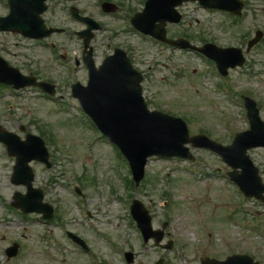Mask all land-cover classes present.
Instances as JSON below:
<instances>
[{"label": "rangeland", "instance_id": "obj_1", "mask_svg": "<svg viewBox=\"0 0 264 264\" xmlns=\"http://www.w3.org/2000/svg\"><path fill=\"white\" fill-rule=\"evenodd\" d=\"M95 1H48L51 8L44 14L46 22L65 28L66 32L53 34L44 40L46 43L36 44L13 33L0 32V54L25 73L33 70L41 80L56 83L58 94L63 95L62 100L57 101L42 96L32 87L21 93L0 89V125L22 137L25 133L20 130V125L28 126L29 131L46 140L53 153L50 168L40 162L32 163L36 174L34 185L45 189L46 201L61 211L62 222L68 223L70 230L88 239L102 259L112 258L114 264L124 263L105 248L100 236L92 232L93 226L103 228L126 249L132 248L135 252L133 264H152L165 252L164 249L154 250L151 241V253L146 254L139 234L126 226L125 219H120L125 206L119 204L118 198L123 197L137 198L147 207L150 205L157 218L165 213L170 231L180 246L179 251L171 252V264H200V256L222 258L233 253H248L264 263V238L248 228L250 224L259 225L261 216L264 221V206L253 198L244 202L236 197L224 175L230 168L216 153L193 149L195 160L152 157L146 166L144 184L135 189L133 185L129 189L123 186L125 178L132 179L128 163L124 159L120 167L109 141L99 139V135H93L95 130L85 126L79 103L71 96V84L78 79L85 83L87 75L81 59L83 43L75 35V31L83 26L70 20L67 5H76L86 14L115 28L118 36L110 48L106 38L109 33L96 32L91 42L96 46L95 53L100 60L103 53L113 52L117 45L131 52L135 65L149 75L144 82V94L151 109L181 115L187 119L192 134L205 130L225 145L247 127L240 116V108L214 87L215 79L198 54L182 49L173 51L127 31L131 29L127 21L104 15L102 8L94 5ZM123 1L127 7L140 9L139 0ZM186 5L187 18L180 26L168 25L169 34L185 36L187 19H192V40L199 45L202 44L200 34L207 39L215 35L222 46L228 43L239 46L243 35L254 36L252 17L234 27L220 13L209 14L203 8H197L194 2ZM6 13V5L0 0V16ZM120 14L123 13L120 11ZM258 22L264 28V13ZM247 58L256 62L258 76L250 80L243 71H233L232 83L235 89L252 90L255 99L264 100V48L255 50ZM262 114L264 118V111ZM249 154L264 177V148H255ZM117 156L120 160L118 152ZM14 164L15 158L0 143V264H88L85 256L72 252L60 231L54 230L56 243L51 247L47 240V223L35 214L22 216L19 209L12 207L15 192L26 193L25 186L11 182ZM83 174L87 182H77ZM74 184L82 189L83 199H76L77 196L70 192ZM83 209L91 215L86 213L83 217ZM157 218L155 226L159 223ZM84 219L93 221V225ZM127 233L130 241L125 242L123 236ZM13 239L20 244L19 254L5 258L2 247L11 246Z\"/></svg>", "mask_w": 264, "mask_h": 264}, {"label": "water", "instance_id": "obj_2", "mask_svg": "<svg viewBox=\"0 0 264 264\" xmlns=\"http://www.w3.org/2000/svg\"><path fill=\"white\" fill-rule=\"evenodd\" d=\"M119 58H111L100 72L92 74L90 86L78 94L75 92V95L81 99L98 126L122 148L131 162L137 182L142 180L146 160L151 155L187 156L188 150L183 145L187 142L196 145V140L204 146L214 145L217 148L218 145L204 137H189L187 126L181 119L161 112H150L141 97L138 74L128 62L124 61L123 64L118 61ZM0 80L15 87L34 82L32 78L28 80L21 76L1 59ZM0 139L5 140L11 154L17 155L14 177L20 175L21 170L29 171L27 163L31 159L46 160L47 152L38 137L28 135L26 141H20L15 135L2 131ZM31 180L30 174L28 185H31ZM22 204L29 207L30 203L23 200ZM233 259L235 257L230 260Z\"/></svg>", "mask_w": 264, "mask_h": 264}, {"label": "flooded vegetation", "instance_id": "obj_3", "mask_svg": "<svg viewBox=\"0 0 264 264\" xmlns=\"http://www.w3.org/2000/svg\"><path fill=\"white\" fill-rule=\"evenodd\" d=\"M243 2H244V6L246 7V9L247 8L250 10L253 9L254 11H261L262 10L260 0H243ZM250 39L251 38L247 39V44H248V40H250ZM242 48L246 49V47H244V46H242Z\"/></svg>", "mask_w": 264, "mask_h": 264}]
</instances>
